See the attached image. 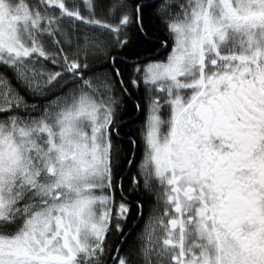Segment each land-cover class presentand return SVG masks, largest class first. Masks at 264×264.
I'll return each mask as SVG.
<instances>
[{"label": "snow or ice", "instance_id": "1", "mask_svg": "<svg viewBox=\"0 0 264 264\" xmlns=\"http://www.w3.org/2000/svg\"><path fill=\"white\" fill-rule=\"evenodd\" d=\"M0 264H264V0H0Z\"/></svg>", "mask_w": 264, "mask_h": 264}]
</instances>
